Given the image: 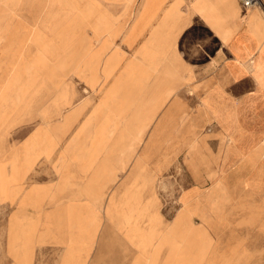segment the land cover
I'll list each match as a JSON object with an SVG mask.
<instances>
[{
    "label": "rangeland",
    "instance_id": "obj_1",
    "mask_svg": "<svg viewBox=\"0 0 264 264\" xmlns=\"http://www.w3.org/2000/svg\"><path fill=\"white\" fill-rule=\"evenodd\" d=\"M81 1L63 0L75 11L62 13L56 31L47 19L54 0L0 7V25L6 14L8 22L0 29V264H59L68 247H92L97 264H109L108 256L113 262L118 247L144 249L125 252L128 260L150 259L183 206L195 209V201L181 204L193 186L206 190L210 207L228 197L200 264H264V162L236 174L239 159L229 148L248 154L264 141V93L248 92L247 80L223 93L236 106L229 123L228 109L213 113L210 93L195 91L196 68L172 72L181 64L179 28L170 21L180 0L171 7L169 0H136L129 12L107 7L123 19L90 41L64 43L68 33L81 34L79 25H104L102 13ZM249 9L259 16L252 32L260 35L264 0ZM53 37L60 52L46 50L39 74L40 39ZM252 168L259 193L237 181ZM193 221L202 224L198 214Z\"/></svg>",
    "mask_w": 264,
    "mask_h": 264
},
{
    "label": "crops",
    "instance_id": "obj_2",
    "mask_svg": "<svg viewBox=\"0 0 264 264\" xmlns=\"http://www.w3.org/2000/svg\"><path fill=\"white\" fill-rule=\"evenodd\" d=\"M111 1H113L110 2L111 4H108L107 0L81 1L80 7L87 5L92 7L93 11L102 13L104 25H101L102 29L95 27L98 22H90V24L83 27L79 25L77 29H79L78 32L81 34L78 35L76 32L68 33L62 42H67V44L85 43L90 41L92 37L101 36L108 27L119 19H123V15L113 16L107 13V7L110 8L109 11L115 7L118 11L129 12L136 11L139 6L137 4L135 6L136 0H130L127 4L126 0ZM172 1L169 0L167 6L171 7ZM211 1L215 2L216 9L209 15L204 11L202 2H198V0H180V4L176 10L179 13V17L176 20L173 18L170 21L172 22L171 24L175 23L173 25L179 28L176 39L178 58L181 64L186 65V67L178 64L177 70L173 71L172 66L171 69L172 72L176 71L177 74H180L178 72L181 69L196 68L197 80L194 88L195 91L201 94L202 97L210 93L211 103L209 107L213 110L217 109L221 113L224 109H228L229 115L227 116L229 121L226 122H236V116L229 109H235L236 106L231 99L227 100L230 96L223 93L236 92L239 89L240 83L246 80L250 82L251 86L248 92L264 93V51H262L264 49V29L260 35L253 34L252 26L259 22V16L257 13L253 15L254 13L249 12L241 0H218L219 3H217V0ZM23 2L29 5H37V0H0V7L6 12L14 5ZM102 2H106V4ZM47 4L48 0H45V7H47ZM238 6L240 16L234 13L238 10ZM6 19L7 14L0 25V29L8 27ZM88 29L91 31L90 35L87 34ZM251 59H255L258 62L255 71L251 67ZM59 65L60 73H65L66 71L62 68L64 67L63 64L59 63ZM169 87H171V84ZM199 100L200 104L198 106L202 107L201 103L203 100L202 98ZM175 106L182 105L176 100ZM212 112L214 113L215 110ZM218 121L225 122L223 120ZM229 148L239 159V166L237 169H234L236 174L240 172V169H246V165H262L264 162V141H262L257 149L248 154L236 144L230 143ZM246 154L249 155V160L246 158ZM234 166H237V163L231 165V167ZM252 170L256 169H247V173L245 171L241 172L243 174L237 181L242 182L239 185L242 190L250 188L255 193H259L255 188H259L257 183L262 182V180L258 175L253 174ZM185 192V198L181 199V204L195 201V209L189 210L183 206L185 211L178 212L171 227L165 228L161 232L156 239L157 243L153 244V247H155L153 251L155 253L160 252V254L157 256L153 254L150 256V259H145L144 255L139 254L134 260H128V255L125 252L136 251L140 253L141 251L143 253L144 249L142 247H118L115 250L117 254L114 256V261L112 262L111 256H108L105 262L109 264H170V257L166 259L165 247H171L173 264H200L204 260L205 249L211 247L213 244V238L209 234L208 229L210 227L213 228L215 219L221 217V205L226 202L228 197L221 198L223 201H219L220 206L217 209L216 207L209 206L210 202L207 201L205 195L206 190L193 186L186 189ZM201 201L205 202L203 209L200 208L199 203ZM194 214H198L201 217L202 224H196L193 221ZM162 251L163 255H161ZM63 252L59 264L98 263V261L95 262L92 259V247H68ZM155 258H163V260H156Z\"/></svg>",
    "mask_w": 264,
    "mask_h": 264
},
{
    "label": "bare ground",
    "instance_id": "obj_3",
    "mask_svg": "<svg viewBox=\"0 0 264 264\" xmlns=\"http://www.w3.org/2000/svg\"><path fill=\"white\" fill-rule=\"evenodd\" d=\"M258 1L259 0H257V2ZM198 2H202V5L204 7V11L207 14H209V15H211V13L213 11H215V9H216V7L215 8H211V6H212L211 0H207V1L206 0H198ZM217 3H219L218 0H217ZM254 5H255V3H254ZM208 8H210V10H208ZM237 9L238 10L236 12H234V13L239 15L240 14L239 7H237ZM71 11H75V9L72 10V8L68 7V5L66 6L65 5V2H63V0H54V2L52 3V6H51L50 11L47 13V19L48 20H52V25H51L50 28L52 30H55L56 31L58 29V27L60 26V23H62L63 21H65L63 19L64 16H63L62 13L64 12V15H66V17L68 16V18H69V17H71L74 14V12H71ZM252 11H253L252 9H249V12H252ZM206 13H205V15H206ZM255 14L256 13H254L253 15H255ZM68 18H66V19H68ZM38 35H39V33H38ZM40 43H42V45L44 46L45 51L44 52H41L40 54L39 53H36V55L34 56L36 58V60H37L34 63V66L39 69V72H41L45 68V66L47 64V54L48 53L46 52V50L48 52H53V53L60 52L59 46H58V40H57L56 37H53V39L50 40V41H48L46 38H44L43 40L40 39ZM262 51H264V49ZM37 52H39V50ZM251 62L252 63H255V62L258 63L255 59L254 60L251 59ZM179 212H182V211H179Z\"/></svg>",
    "mask_w": 264,
    "mask_h": 264
},
{
    "label": "built area",
    "instance_id": "obj_4",
    "mask_svg": "<svg viewBox=\"0 0 264 264\" xmlns=\"http://www.w3.org/2000/svg\"><path fill=\"white\" fill-rule=\"evenodd\" d=\"M243 5L248 8V7H252L254 5V3L257 2V0H241Z\"/></svg>",
    "mask_w": 264,
    "mask_h": 264
}]
</instances>
